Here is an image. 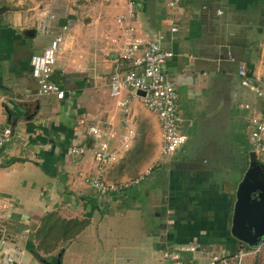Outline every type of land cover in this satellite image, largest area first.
Masks as SVG:
<instances>
[{
    "label": "crops",
    "instance_id": "crops-1",
    "mask_svg": "<svg viewBox=\"0 0 264 264\" xmlns=\"http://www.w3.org/2000/svg\"><path fill=\"white\" fill-rule=\"evenodd\" d=\"M25 1L30 0H0V130L13 132L11 143L0 149V215L8 234L0 248V264L7 255L22 264L58 260L59 264H164L160 262L164 250L193 243L197 250L182 254L188 264H207L210 256L234 264L250 254L230 234L237 187L228 194L214 192L213 202L209 193L199 198L201 203L180 199L175 207L182 206L169 226L165 214L148 198L153 191L168 192L167 178L145 182L144 176L125 193L99 198L84 176L93 172V151L103 143L115 154L105 174L112 183L134 178H120L119 171L125 170L136 149L152 141L159 156L158 122L137 93L123 90L115 98L109 95L110 75L125 68L118 57L126 42L125 25L119 26L117 18L133 14L129 26L135 37L159 32L164 36L162 47L173 53L163 72L179 95L185 147L208 132L201 129V116L207 108L216 116L224 108L221 96L232 109L245 112L240 118L246 133L250 114L243 105L254 99L240 86L236 71L244 62L256 76L264 73V45L261 51L256 46L258 37L264 36V0H184L178 12L179 30L173 36L166 22V0H102L92 20L84 22L77 19L76 10L60 4L64 13L52 21L49 33L39 31L38 24L47 18L51 5L41 7L43 1L34 0L27 6ZM66 26L51 77L63 97L39 95L30 58ZM92 126L100 130L101 138L88 135ZM73 146L87 149L75 162L70 154ZM202 147L191 148L192 158ZM213 176V183L225 182L223 173L221 181ZM49 213L88 223L73 240L44 254L35 236Z\"/></svg>",
    "mask_w": 264,
    "mask_h": 264
},
{
    "label": "built area",
    "instance_id": "built-area-1",
    "mask_svg": "<svg viewBox=\"0 0 264 264\" xmlns=\"http://www.w3.org/2000/svg\"><path fill=\"white\" fill-rule=\"evenodd\" d=\"M184 0H166L167 10L166 22L171 36L179 30L180 17L179 10ZM133 3H130L132 5ZM52 9V7H51ZM49 10L48 19H43L38 24L39 31L49 33L52 21H56L64 10L61 6H55ZM133 20V14L128 17H119L116 23L119 26L125 25L124 38L126 42L119 48V61L123 63V70L114 71L108 80L109 95L112 98L119 96L120 92L127 90L130 92H142L143 97H139L143 106L150 111L158 122L161 134V146L159 148L160 157H170L178 152L186 143L187 136L183 134L182 119L178 108L179 95L176 89L167 82L163 72V66L172 59L173 53L162 47L164 36L159 32H152L145 37H135L134 28L129 26ZM67 26L61 33L56 34L50 45L40 54H35L30 58L31 76L38 85L39 95L55 94L58 99L63 97V91L51 82V77L56 68L58 56L64 45V33ZM128 39V40H127ZM230 56V54H228ZM236 77L242 88L248 89L254 100L243 105V108L250 114L246 125V134L249 144V152L259 158L264 155V73L256 76L246 63H240ZM88 135L94 139L101 138L100 130L97 127H90ZM13 132L11 128L0 130V149L11 143ZM123 143H126V139ZM87 149L85 146H73L70 154L75 160H80L85 156ZM93 161L95 162L92 174L85 180L93 192L108 196L130 187L137 186L143 176L129 182L109 183L105 180L107 167L115 161V154L108 152L106 144H100L93 151ZM4 225L3 216L0 215V248H4L8 241V234ZM196 244L182 245L176 250H164L161 262L164 264H188L182 254L195 252ZM244 256V255H243ZM242 259L239 257V260ZM2 264H22L20 261L7 255ZM208 264H228V260L209 257Z\"/></svg>",
    "mask_w": 264,
    "mask_h": 264
},
{
    "label": "rangeland",
    "instance_id": "rangeland-1",
    "mask_svg": "<svg viewBox=\"0 0 264 264\" xmlns=\"http://www.w3.org/2000/svg\"><path fill=\"white\" fill-rule=\"evenodd\" d=\"M32 1L34 2V0L25 1V4L27 6H31ZM40 1H43V5L41 7L49 5L52 7V4L53 8L55 6H60V4H62V6L67 5V7L76 10L77 19H81L82 22L92 20L91 16L95 14L97 5L100 1L102 2V0H70V3L68 4L66 0ZM106 2L110 3L111 0H106ZM61 9L63 10L62 7ZM48 16L49 13H47V17ZM47 19L48 18H46V20ZM256 44L257 50L261 51L262 46L264 45L263 35L258 37ZM225 94L227 95L226 92H224V95ZM223 100H225V103H223L224 108L219 110L216 113V116L210 115L209 108L206 110L204 109L205 113L201 116V129L202 131L207 130L208 132L201 133L203 139L199 141V144L200 146L203 145V147L202 150L197 149L198 152L194 158H187L186 155H180V157L176 159L178 154L170 157H160L158 156L157 146H155V144L151 141L150 143L145 144L144 147H141L139 151L136 149L135 154L129 157L125 170H122L121 173L119 171L120 178L134 177L132 179L129 178L118 182L119 184L136 180L141 176H145V178L147 176L145 182H148V180L152 182L159 175V173H162L164 178H167L168 192L160 189L159 192L162 191V193L156 194L157 192L153 191L150 192L148 198L151 199V203L154 206H158L161 212L165 214L169 226L173 225V222L176 220V213L179 212V209L182 206L181 204L178 205V209L175 207L176 204L180 202V199H195L196 203H201L199 198L202 195H207V193L211 195L209 196L211 198L214 197V192H219L220 194H228L229 192L232 193L233 188L235 189L237 187L248 167L249 156L247 155L248 153L246 154L247 150H244V152L242 151V147H246L247 144H243L244 142L246 143V140L242 141L245 137H242L244 135V131L242 133V119L240 118L245 115V112L241 110L240 107L232 109V106H229L230 104L225 99V96H221V101ZM207 106L208 102L204 104V107ZM247 115L249 114L247 113ZM246 119L248 120V118ZM217 135H219L220 139L216 140ZM235 136H239V141L235 139ZM120 159L121 158L118 160ZM257 159L264 164V155ZM73 161L75 162L77 160L74 159ZM131 162L133 163L131 164ZM107 168L110 169V166ZM215 170L221 171L225 176V182L220 185L213 183V174ZM88 175L89 174L84 176L85 183V178ZM105 180L107 181L106 177ZM162 180V182L165 181V179ZM159 186L161 187L162 183L159 184ZM131 188L132 187L122 190L121 192L111 194V196H101L95 192L94 194L99 198H110L113 195H119L123 192L125 193ZM199 192H201V194H199ZM152 193L153 195H151ZM210 200H212V202L215 201L214 198ZM203 205H205V203ZM175 208L177 209L176 211ZM262 245V248L259 247V249H256L257 247H244V253L250 252V254L244 255L241 260L238 259L234 264H264V244ZM229 253L232 254L228 250V254Z\"/></svg>",
    "mask_w": 264,
    "mask_h": 264
},
{
    "label": "water",
    "instance_id": "water-1",
    "mask_svg": "<svg viewBox=\"0 0 264 264\" xmlns=\"http://www.w3.org/2000/svg\"><path fill=\"white\" fill-rule=\"evenodd\" d=\"M137 95L144 96L142 92ZM248 156V167L235 192L230 234L241 248H256L264 244V164L253 152Z\"/></svg>",
    "mask_w": 264,
    "mask_h": 264
},
{
    "label": "trees",
    "instance_id": "trees-1",
    "mask_svg": "<svg viewBox=\"0 0 264 264\" xmlns=\"http://www.w3.org/2000/svg\"><path fill=\"white\" fill-rule=\"evenodd\" d=\"M242 137H245V135H243ZM235 139L239 141V136H235ZM245 140L246 143L244 142V145L248 143L247 139H244L242 141ZM199 143V141H190L187 146H183V149L181 148L182 150L177 155L176 159H178L180 155H186L187 158H192L193 154L191 152V148H194ZM248 145L244 148L242 147V149L248 150ZM214 175L217 181H221L222 172L216 170L214 172ZM156 178H158L159 181V179H164V176L162 175V173H160V175H158V177ZM87 223L88 222L85 219H64L57 213L46 214L41 222V227L35 236V239L39 244V251L43 252L44 254L52 253L59 246V244L69 242L73 240L77 235H79V233L87 226Z\"/></svg>",
    "mask_w": 264,
    "mask_h": 264
}]
</instances>
